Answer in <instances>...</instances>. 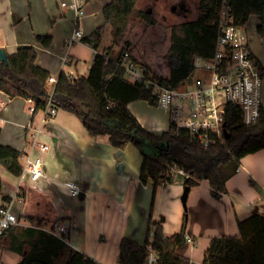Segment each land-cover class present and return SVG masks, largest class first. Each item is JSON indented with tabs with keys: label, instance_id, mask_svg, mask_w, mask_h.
<instances>
[{
	"label": "crops",
	"instance_id": "crops-1",
	"mask_svg": "<svg viewBox=\"0 0 264 264\" xmlns=\"http://www.w3.org/2000/svg\"><path fill=\"white\" fill-rule=\"evenodd\" d=\"M75 1L0 0V47L11 54L20 47L34 45L38 52L37 64L47 69L50 75L59 76L62 71L75 77L88 75L96 54L105 52L113 44L112 27L106 24L103 13L104 6L112 0L85 2L80 15L70 6ZM178 3L185 4L183 0H178ZM143 9L154 11V8ZM253 15L257 19L250 24L249 20L246 22L249 43L256 57L264 60V36L257 32L261 16ZM178 23L181 22L165 24ZM100 26L104 28L98 48H94L83 39ZM77 28L82 30V38L67 46L68 37ZM39 34H51L52 45L46 48L38 44L36 36ZM80 45L90 50L87 55L79 52ZM113 50L117 52L114 56H117L119 47L113 46L111 54ZM82 61L89 62L87 74L79 72ZM32 105L34 101L31 98L11 97L0 90V144L11 145L20 151L28 149L31 132L26 126L32 122ZM128 106L146 129L158 133L169 129L170 117L166 110L146 100H135ZM58 112L57 109L51 121L43 125L55 136L43 137L51 149L44 155L48 177L41 179L39 185L31 186L26 195H20L19 174L10 171L8 164L0 161V202L13 201V210L19 218V224L0 237V264H17L23 254L31 250L44 251L48 241L52 242L53 249H60L57 255L61 261L67 258L68 253L60 248L61 241L52 237L49 239L44 233L42 235L39 226L33 224L29 217L46 218L43 224L46 226H50L51 219L54 223L55 217L61 218L70 225L68 240L64 241L66 246L79 249L102 264H120L119 247L123 237H130L140 244L146 241L150 216L147 195L151 183H142L141 166L139 170L135 169L124 157L121 158L131 144L120 149V156L114 155L119 148L112 145L109 135H99L108 136L104 140L98 139L99 136L92 137L78 116L58 118ZM36 115L33 122L38 124ZM103 143L109 163L97 168L92 163L104 155L105 150L101 148ZM142 161L143 155L140 165ZM119 162L122 163L120 172ZM13 178L17 179L16 182ZM67 179L78 183L80 193L70 192L64 184ZM226 186L227 190L221 193L220 198L212 195V187L207 179L190 187L185 232L196 242L187 240L185 245L176 249L183 258L182 264H204L213 237L237 235L239 220L253 214L264 215V148L244 156ZM165 190L171 193L168 206H165L163 198ZM182 190L184 182L179 184L177 180L163 183L157 189L153 223H161L169 235L181 231L183 227L185 212L181 202ZM3 196H8L10 200H4ZM153 234L154 230L150 234L151 239Z\"/></svg>",
	"mask_w": 264,
	"mask_h": 264
},
{
	"label": "trees",
	"instance_id": "trees-1",
	"mask_svg": "<svg viewBox=\"0 0 264 264\" xmlns=\"http://www.w3.org/2000/svg\"><path fill=\"white\" fill-rule=\"evenodd\" d=\"M137 1L112 0L104 6L105 22L112 27L113 44L105 52L96 54L88 75L74 78L62 71L51 94L48 88L50 72L37 64L36 47L23 46L8 54V63L0 60V90L11 97L31 98L36 107L32 120L51 99L58 108L77 115L90 136L107 134L112 145L119 149L127 144L138 147L143 155L140 179L145 185L152 184L154 196L145 243L123 237L119 262L145 264L149 255L147 245L151 242L153 249L159 253L156 264H182L183 258L176 249L187 241L186 214L182 230L170 235L165 233L161 223L154 224L152 218L158 187L173 181L168 174L169 165L177 164L188 173L184 186L192 187L207 179L212 195L220 198L221 193L227 190L228 179L238 170L240 160L264 148V106H261L254 121L245 123L241 107L229 103L225 125L230 136L208 147L193 139L186 128L171 126L160 133L146 129L130 110L129 103L146 100L156 105L159 87H177L194 72L196 56L210 57L214 54L218 30L210 23L212 11L209 9L207 14L204 13L205 0H200L197 19L170 26L161 24L148 10L138 9ZM230 5L237 24H245L252 14L260 15L257 32L264 36V0H230ZM103 28H96L83 41L98 48ZM36 40L48 48L53 43V36L39 34ZM113 46L120 49L117 56L111 54ZM125 52L146 67L144 79L132 81L126 77L125 68L118 64ZM162 58L167 62L166 72H163ZM20 157V150L0 144V161L6 162L8 169L15 174H20L23 169ZM30 187L22 186V196ZM1 189L0 175V193ZM3 199L10 200L8 196H3ZM29 218L36 226H42L46 221V218ZM58 222L62 219L55 217L54 223ZM39 230L41 234L48 235L47 238L61 241L60 248L68 253L67 258L61 261L57 255L60 249H53L52 242L48 241L44 251L31 250L23 254L17 264H66V261L67 264H102L83 251L66 246L60 238ZM238 230L237 235L213 237L204 264H264V215L253 214L239 220ZM66 236L68 238L69 234ZM52 252L56 255L52 256Z\"/></svg>",
	"mask_w": 264,
	"mask_h": 264
},
{
	"label": "built area",
	"instance_id": "built-area-1",
	"mask_svg": "<svg viewBox=\"0 0 264 264\" xmlns=\"http://www.w3.org/2000/svg\"><path fill=\"white\" fill-rule=\"evenodd\" d=\"M84 3L85 0H76L70 6L80 15ZM204 4V13L207 14L209 9L212 11L210 23L216 25L218 30L215 52L210 57L196 56L194 72L177 87H159L155 106L169 113L170 127L186 128L193 139L208 147L217 140L226 139L225 113L229 103L241 107L245 123H251L258 117L263 105L264 60L258 59L250 47L246 23L235 22L230 0H205ZM82 35L81 29H75L66 41L67 46L81 39ZM118 64L125 68L129 80L145 78L146 67L132 60L129 53L121 55ZM69 74L75 78L72 73ZM57 80V75H50L48 83L54 85ZM57 108L49 99L47 107L41 109L38 124L32 120L26 126L31 132L30 145L28 149L21 150L23 169L19 174L20 195L22 186L39 185L41 179L48 177L44 155L50 152L51 146L43 137L54 133L47 131L43 125L57 114ZM35 111L34 104L30 107L32 117ZM168 174L175 179L181 175L188 176L185 169L177 164L169 165ZM64 184L72 194L80 193L76 181L67 179ZM17 224L19 218L13 210V201L0 202V237ZM39 228L63 241L68 240L66 235L70 232V225L67 222L53 223L51 226L45 224ZM186 239L196 242L189 236ZM147 248L149 255L145 264H156L159 253L153 249L151 242Z\"/></svg>",
	"mask_w": 264,
	"mask_h": 264
},
{
	"label": "rangeland",
	"instance_id": "rangeland-1",
	"mask_svg": "<svg viewBox=\"0 0 264 264\" xmlns=\"http://www.w3.org/2000/svg\"><path fill=\"white\" fill-rule=\"evenodd\" d=\"M184 1V6L179 4L177 5L178 0H138L137 1V8L138 9H143V8H154L153 14L152 12H150L155 18L158 17V21L163 24L164 26H170L167 25L165 23H171V22H185V21H192L198 18L199 13H200V9H199V5H200V0H183ZM176 6V8H175ZM175 8V9H174ZM148 10V9H147ZM257 19L256 15H253L251 17H249V24L250 22L253 23L255 20ZM140 44V43H139ZM87 46H79L78 50L81 54L83 55H87L89 53V49L86 48ZM114 52V53H113ZM112 55H116V51L113 50ZM163 53H165L164 51V47H163ZM163 59V72H166L165 67L167 68V62L164 58ZM83 64L79 65V72L80 73H85L87 74L88 70H89V62L86 61H82ZM54 74V73H53ZM58 74V73H56ZM48 83V88L51 90L53 87V84ZM59 110V114H58V118L61 116H66V115H70L71 117H75V114L73 113H69L64 111V109L62 110V108H57ZM42 115V111L40 110V112H38V114L36 115V120L38 121L40 116ZM77 116V115H76ZM67 117V116H66ZM170 117V116H169ZM69 123V121H68ZM107 135V134H106ZM99 136L98 139L104 140L105 138L107 139L108 136ZM105 143H103L101 145V148L104 151V155L97 160L96 162H93L92 165L94 164L95 166H97V168H99L100 166H108L109 161L106 160V149L104 146ZM111 145V144H110ZM127 146V145H126ZM112 147V146H110ZM101 149V150H102ZM120 149H117L114 155H119ZM121 155V154H120ZM119 155V156H120ZM142 156V152L141 150L136 147L135 145L131 144L128 146V151L126 153H124L123 155H121V158L124 157V159H126V161L128 163H131V165L135 168L138 169L140 168V158ZM107 158H110V156H108ZM120 163H118V172H120ZM126 169H127V165H126ZM184 176H180L178 179L173 178V181H178L179 184L183 183L185 180ZM13 180H15L16 182V178H13ZM172 181V182H173ZM170 187V186H169ZM168 187V188H169ZM167 188V189H168ZM151 190L148 193V197H147V204L148 206H150V210H151V205H152V200H153V186L151 184ZM182 194H183V190H182ZM182 194H181V202H182V206L184 209V214H186L187 217V221H188V217H189V205H188V199L186 201V203L183 202L182 200ZM156 197V196H155ZM171 193L169 190H165L164 194H163V198L165 199V206H168L171 202ZM155 202V200H154ZM154 208V206H153ZM153 214V212H152ZM52 219L50 220V226L53 224L52 223ZM149 222V220H148ZM8 237H10V234H7ZM151 237V236H150Z\"/></svg>",
	"mask_w": 264,
	"mask_h": 264
},
{
	"label": "water",
	"instance_id": "water-1",
	"mask_svg": "<svg viewBox=\"0 0 264 264\" xmlns=\"http://www.w3.org/2000/svg\"><path fill=\"white\" fill-rule=\"evenodd\" d=\"M149 12H151V11H149ZM0 60L8 63V53L2 47H0ZM229 136H230V133L228 132L227 129H225V137L228 138ZM120 152L121 151H119V153ZM121 166H122V163H120V170H121ZM189 191H190V186H184V190H183V194H182V200L184 203H186V201L188 199Z\"/></svg>",
	"mask_w": 264,
	"mask_h": 264
}]
</instances>
